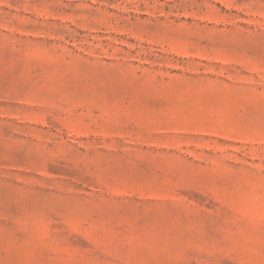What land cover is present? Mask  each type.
Instances as JSON below:
<instances>
[{
	"label": "rangeland",
	"instance_id": "rangeland-1",
	"mask_svg": "<svg viewBox=\"0 0 264 264\" xmlns=\"http://www.w3.org/2000/svg\"><path fill=\"white\" fill-rule=\"evenodd\" d=\"M0 264H264V0H0Z\"/></svg>",
	"mask_w": 264,
	"mask_h": 264
}]
</instances>
